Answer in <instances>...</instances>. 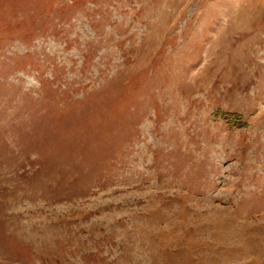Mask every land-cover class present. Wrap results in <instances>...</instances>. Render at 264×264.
I'll return each mask as SVG.
<instances>
[{"label": "rangeland", "instance_id": "1", "mask_svg": "<svg viewBox=\"0 0 264 264\" xmlns=\"http://www.w3.org/2000/svg\"><path fill=\"white\" fill-rule=\"evenodd\" d=\"M0 264H264V0H0Z\"/></svg>", "mask_w": 264, "mask_h": 264}]
</instances>
